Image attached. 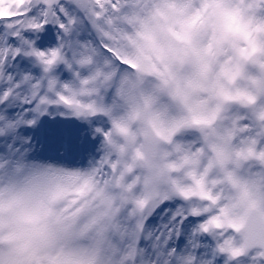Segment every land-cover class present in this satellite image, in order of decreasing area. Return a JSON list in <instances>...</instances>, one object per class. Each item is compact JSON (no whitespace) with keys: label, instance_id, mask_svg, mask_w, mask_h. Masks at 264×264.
I'll return each instance as SVG.
<instances>
[{"label":"snow or ice","instance_id":"obj_1","mask_svg":"<svg viewBox=\"0 0 264 264\" xmlns=\"http://www.w3.org/2000/svg\"><path fill=\"white\" fill-rule=\"evenodd\" d=\"M0 264H264V0H0Z\"/></svg>","mask_w":264,"mask_h":264}]
</instances>
